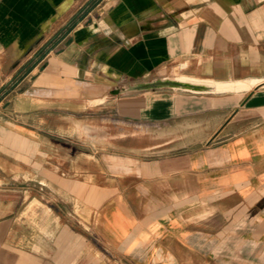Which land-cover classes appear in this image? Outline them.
Listing matches in <instances>:
<instances>
[{
	"label": "crops",
	"instance_id": "obj_1",
	"mask_svg": "<svg viewBox=\"0 0 264 264\" xmlns=\"http://www.w3.org/2000/svg\"><path fill=\"white\" fill-rule=\"evenodd\" d=\"M79 1L0 0V75L18 57L41 51ZM102 9L73 29L71 47L48 58L24 98L39 103L53 93L51 103H58L60 94L74 95L95 75L88 57L98 50L132 59L130 67L98 71L105 80L108 71L126 74L112 95L130 94L133 117L150 123L135 155L107 157L100 171L103 206L93 233L113 257L94 263L264 264V0H112ZM165 79L191 88L161 86ZM16 131L25 143L37 137ZM25 184L0 186V264L96 261L34 254L26 248L41 244L28 234L19 237L24 250L12 256ZM92 245L87 241V249Z\"/></svg>",
	"mask_w": 264,
	"mask_h": 264
},
{
	"label": "rangeland",
	"instance_id": "obj_2",
	"mask_svg": "<svg viewBox=\"0 0 264 264\" xmlns=\"http://www.w3.org/2000/svg\"><path fill=\"white\" fill-rule=\"evenodd\" d=\"M111 1L80 0L73 10L61 17L59 29L44 41L41 51L18 57L8 72L0 75L1 81L10 78L0 89V186L22 179L29 191L14 223L12 256L24 250L19 237L28 234L41 244L37 247L33 243L31 248H26L34 254L66 259L97 258L79 264H95L100 257H113L110 250L102 248L99 236L93 233V228L100 224L99 212L103 206L96 184L101 169H105L107 157L113 160L132 157L134 145L147 142L150 122L133 117L130 94L112 95L128 79L126 74L118 77L114 71H108L105 80L98 71H106V65L130 67L131 57L122 58L117 53L109 57L98 50L88 57V63L96 70L95 75L91 81L83 80L82 84L76 85L74 95L60 94L58 103H51L56 100L53 93L36 101L39 103L24 99L25 91L32 87L48 58L71 47L73 29L98 19L104 11L99 8ZM164 70L162 72L167 75H174L173 69ZM175 74L178 75L179 70ZM106 96L92 103L94 98ZM157 96L163 98L164 93ZM142 107L141 104V110ZM21 128L34 131L37 137L26 143L21 141L16 131ZM138 132L140 135L133 140V133ZM156 133L162 135L163 127L157 128ZM147 157V154L143 156ZM108 176H112L110 172ZM58 232L61 245L57 249L53 247V241ZM87 241L93 244V249H87Z\"/></svg>",
	"mask_w": 264,
	"mask_h": 264
},
{
	"label": "water",
	"instance_id": "obj_3",
	"mask_svg": "<svg viewBox=\"0 0 264 264\" xmlns=\"http://www.w3.org/2000/svg\"><path fill=\"white\" fill-rule=\"evenodd\" d=\"M161 86H177V87H185V88H191V86L187 85L185 82H182L180 80L175 79H165L160 81ZM120 92V89H115L114 93L117 94Z\"/></svg>",
	"mask_w": 264,
	"mask_h": 264
}]
</instances>
